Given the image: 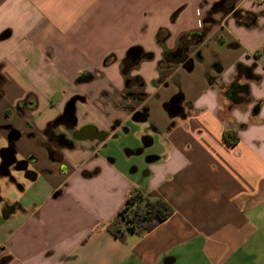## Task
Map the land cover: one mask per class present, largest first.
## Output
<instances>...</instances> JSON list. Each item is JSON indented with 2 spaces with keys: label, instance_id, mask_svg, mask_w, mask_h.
<instances>
[{
  "label": "crops",
  "instance_id": "0c3cea01",
  "mask_svg": "<svg viewBox=\"0 0 264 264\" xmlns=\"http://www.w3.org/2000/svg\"><path fill=\"white\" fill-rule=\"evenodd\" d=\"M222 1L0 0V264H264V0L217 24ZM118 134L140 168L106 151ZM135 193L174 212L123 241L108 227Z\"/></svg>",
  "mask_w": 264,
  "mask_h": 264
},
{
  "label": "trees",
  "instance_id": "16d2710c",
  "mask_svg": "<svg viewBox=\"0 0 264 264\" xmlns=\"http://www.w3.org/2000/svg\"><path fill=\"white\" fill-rule=\"evenodd\" d=\"M245 75L247 79L256 80L259 77L252 72V68L239 69L238 76ZM91 79V75H81L80 81ZM233 104L246 103L250 100L248 84L232 83L226 92ZM174 212L173 207L161 198L143 197L139 193L132 194L124 208L109 225V231L121 240H125L127 232L141 235L152 230L159 223L170 217ZM123 226H125L123 228Z\"/></svg>",
  "mask_w": 264,
  "mask_h": 264
},
{
  "label": "rangeland",
  "instance_id": "374dc122",
  "mask_svg": "<svg viewBox=\"0 0 264 264\" xmlns=\"http://www.w3.org/2000/svg\"><path fill=\"white\" fill-rule=\"evenodd\" d=\"M235 4V2H234ZM230 11V10H229ZM238 11V15L236 16L235 13H232L231 17H235L236 19H241L244 18L245 20H247V22H249V18H254V15L251 14L250 12L246 11V10H242L239 9ZM223 13H219L214 15V23L220 24L223 23L222 20L225 17V13L228 12V10L226 11H222ZM250 13V14H249ZM237 20V21H238ZM227 23V20L224 22V25ZM246 32H242L245 35V38H248L250 34L247 33V30H245ZM252 36L256 37L257 39L259 38V36L255 33L252 32L251 33ZM236 51V50H235ZM241 53V52H239ZM262 51L258 52V56L262 55ZM238 54V52H237ZM230 59V57L228 58ZM228 63V62H227ZM229 65V63H228ZM233 66H228L226 71L223 74V78L226 80L230 77V73L232 72ZM241 127V125H240ZM136 134L135 131L130 133L128 136L129 142L132 143V145H134L135 143H138L135 140ZM126 136L124 134H118L116 137L111 138L109 144L106 147V151H109L112 154V157H116L118 158L121 162L126 163L129 167L130 170H133L135 168H140V163H142V158L140 155H128L126 152V148L128 146H126V140H125Z\"/></svg>",
  "mask_w": 264,
  "mask_h": 264
},
{
  "label": "flooded vegetation",
  "instance_id": "af4514ba",
  "mask_svg": "<svg viewBox=\"0 0 264 264\" xmlns=\"http://www.w3.org/2000/svg\"><path fill=\"white\" fill-rule=\"evenodd\" d=\"M233 0H223L222 3V7L227 9V10H232V13H235V15H238V11L239 9H236L233 6ZM250 14V13H249ZM240 20H244V18H241ZM203 37V34H195L194 35V40H196L197 42H199ZM186 50L189 48L188 45H186L184 47ZM182 58L185 59L184 64L187 66H192L193 65V61L194 59L190 56H188V54L185 55V57ZM216 65V69H219V65ZM55 122H53L52 124H54ZM51 124V125H52ZM7 128L9 130V138L11 139L10 143H9V147L11 150L15 149V144H14V138L16 136L19 135L18 131H16L15 129H13V127L11 126H3V128ZM89 133V132H88ZM104 134V133H101ZM47 147H48V154L50 159H54V160H58L60 163L63 162L64 160V155H63V151L64 149H66L67 147H73V143L68 140L64 134H55L51 137V139L49 140V142L47 143ZM25 163H21L20 165H23ZM27 174H31L30 172H27Z\"/></svg>",
  "mask_w": 264,
  "mask_h": 264
},
{
  "label": "water",
  "instance_id": "95a60500",
  "mask_svg": "<svg viewBox=\"0 0 264 264\" xmlns=\"http://www.w3.org/2000/svg\"><path fill=\"white\" fill-rule=\"evenodd\" d=\"M74 112H75V101L71 100L68 104H67V108H66V115L72 120V125L75 124V120L73 119L74 116ZM7 151L11 152L12 155V160L10 162V164L16 163L17 164V169L21 170V171H25V173L29 172L26 169V162L25 161H16L15 157H14V151H11V149L9 148H5ZM21 163H25L23 165H20ZM9 164V165H10Z\"/></svg>",
  "mask_w": 264,
  "mask_h": 264
}]
</instances>
